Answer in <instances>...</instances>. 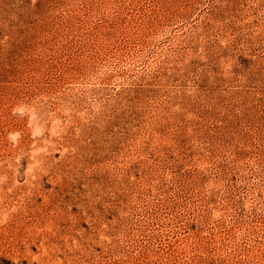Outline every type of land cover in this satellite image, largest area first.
Returning <instances> with one entry per match:
<instances>
[{
  "label": "rangeland",
  "instance_id": "rangeland-1",
  "mask_svg": "<svg viewBox=\"0 0 264 264\" xmlns=\"http://www.w3.org/2000/svg\"><path fill=\"white\" fill-rule=\"evenodd\" d=\"M0 264H264V0H0Z\"/></svg>",
  "mask_w": 264,
  "mask_h": 264
}]
</instances>
